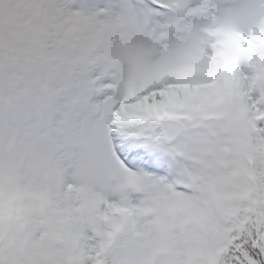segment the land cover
Masks as SVG:
<instances>
[{"label":"snow or ice","instance_id":"1","mask_svg":"<svg viewBox=\"0 0 264 264\" xmlns=\"http://www.w3.org/2000/svg\"><path fill=\"white\" fill-rule=\"evenodd\" d=\"M140 7L184 11L181 0ZM93 134L118 198L42 194L65 258L33 228L31 264H108L118 239L129 253L121 264H264V0H251L246 30L225 49L181 74L142 80ZM22 212L0 188V230ZM9 261L0 250V264Z\"/></svg>","mask_w":264,"mask_h":264},{"label":"clouds","instance_id":"2","mask_svg":"<svg viewBox=\"0 0 264 264\" xmlns=\"http://www.w3.org/2000/svg\"><path fill=\"white\" fill-rule=\"evenodd\" d=\"M181 3L184 11H174L157 29L127 11L84 13L63 10L55 0H0V188L23 206L20 219L0 230L9 264H31L33 228L37 237L46 234L58 259L65 258V246L48 234L40 197L63 202L92 193L101 178H114L93 130L110 121L117 101L148 77L178 75L205 61L247 28L251 0H214L212 16L204 14L208 0ZM189 5L193 17L185 22ZM96 66L111 70L114 91L89 105ZM111 248L108 264L129 256L120 239Z\"/></svg>","mask_w":264,"mask_h":264},{"label":"rangeland","instance_id":"3","mask_svg":"<svg viewBox=\"0 0 264 264\" xmlns=\"http://www.w3.org/2000/svg\"><path fill=\"white\" fill-rule=\"evenodd\" d=\"M127 1L132 0H94V3L89 7H86L85 4H80L77 8V11L84 12V13H92V12H117V11H127L134 14L138 19L141 18V12L137 9L136 2L133 0V7H125ZM81 2V1H79ZM56 6L66 10V11H73L75 10V3L72 0H55ZM87 8V9H86ZM170 9V8H169ZM90 10V11H89ZM171 10V15H174V10ZM147 27L151 28L153 22L160 28L164 23H166L169 19V14L167 8L163 9L162 11L158 10H147ZM185 15V22H189L190 19L193 17V12L186 11ZM204 14L208 16L215 15V8H214V0H208L207 6L204 8ZM149 25V26H148ZM248 64L245 61L244 63H239L238 70L244 72L246 68H248ZM91 75L96 77V82L93 85L92 89L89 92L88 96V104L95 105L102 103L105 101L109 96L113 94L114 89L111 85L114 82V75L111 70L104 71L99 66L94 67ZM73 178V170L71 168H67L65 171V179L68 182H71ZM95 190L98 191L105 200H113L118 198L120 192V186L115 180V178H101L97 181ZM130 199H134L133 197H129ZM114 251V248H110L109 252L106 253V261L108 255Z\"/></svg>","mask_w":264,"mask_h":264}]
</instances>
